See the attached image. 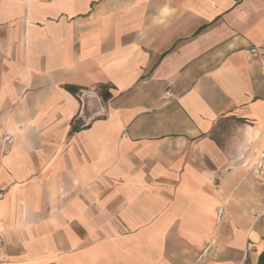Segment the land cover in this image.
I'll return each mask as SVG.
<instances>
[{"label":"crops","instance_id":"1","mask_svg":"<svg viewBox=\"0 0 264 264\" xmlns=\"http://www.w3.org/2000/svg\"><path fill=\"white\" fill-rule=\"evenodd\" d=\"M252 47L264 0H0V264H264Z\"/></svg>","mask_w":264,"mask_h":264},{"label":"built area","instance_id":"2","mask_svg":"<svg viewBox=\"0 0 264 264\" xmlns=\"http://www.w3.org/2000/svg\"><path fill=\"white\" fill-rule=\"evenodd\" d=\"M28 1H31V0H28ZM249 56L250 57H254V56H264V48L262 47H252L249 49ZM126 130H124V133L122 135V139H125L126 138ZM13 141L12 137L10 136H6L5 138V144L6 145H9L11 144ZM261 160L264 161V151L263 153L261 154ZM259 168L261 169L262 168V164H259ZM262 185L264 186V182L262 183ZM4 197V191L0 189V199H2ZM3 246V240H2V236L0 234V249L2 248Z\"/></svg>","mask_w":264,"mask_h":264}]
</instances>
